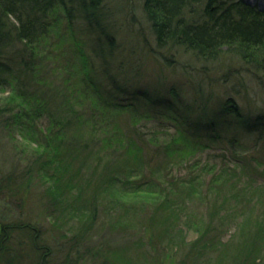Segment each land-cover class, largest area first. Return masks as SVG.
Returning <instances> with one entry per match:
<instances>
[{
    "label": "rangeland",
    "instance_id": "obj_1",
    "mask_svg": "<svg viewBox=\"0 0 264 264\" xmlns=\"http://www.w3.org/2000/svg\"><path fill=\"white\" fill-rule=\"evenodd\" d=\"M245 1L264 9V0ZM104 8L103 25L107 31L115 34L125 46L137 45V69L132 74V82H128V91L122 97L131 98L137 94L140 112L157 106L147 104L142 96L168 97L173 87L179 104L175 102V109L184 111L190 118L203 108L209 112L221 108L225 100H230V104L237 105L242 113H248L253 118L264 116V87L260 84L264 82L263 73L259 74L260 79L258 73L247 70L231 54L224 53L214 61H204L182 46L158 48L141 0H104ZM66 45L61 43V48ZM126 62L125 68L130 73L132 64L128 60ZM119 77L122 78V75ZM51 80L55 87L58 79ZM197 82L202 83L203 92L208 93L212 89L215 94L201 110L198 105H192L195 92L199 90L195 88ZM8 93L9 89L0 90V264H10V259L12 264H106L109 259L117 264L247 262L243 261L244 254L247 247H255L253 241L257 221L264 230L262 128L244 131L242 126L232 122L231 114L220 117L216 128L220 137L213 140L204 136L203 147L197 148L189 163L172 164L153 156L150 161L151 169L155 168L153 171L142 163L135 170L137 175L149 177L147 186L140 187V191L131 184L106 186L104 192L97 194L98 205L94 213L90 211V202L94 187L105 179L102 177L99 180L106 169L104 165L112 168L114 164L130 163L110 161L109 154L101 151L97 155L101 164L97 163L95 167V158L82 153L86 156L84 162L90 166L86 165L81 176L82 183H78V188L85 190L83 199L71 203V207L67 204L58 213L46 207L45 181L48 178L38 169L36 159L39 157L34 154L37 145L24 139L19 131L12 130L9 121L11 111L5 102ZM186 105L189 108L183 107ZM158 108L163 109L164 105ZM154 124L141 118L137 122L146 131L155 128ZM163 125L166 126L163 130L165 134L176 130ZM125 129L121 126L123 132ZM231 137L236 138L233 143L229 140ZM146 151L152 156L151 151ZM193 161L198 162L194 167L190 166ZM122 166L120 170L124 169ZM30 170L32 174L37 172V176H30ZM192 176L197 179L193 180L194 187L191 189L181 183L173 185L178 180L186 182ZM171 189L176 194L172 203L175 205L173 214L170 216L169 212L163 211L155 214L160 200L156 197H163ZM216 207L222 209L217 210V216L213 215ZM166 215L168 223L164 219ZM246 216L250 220L246 229L243 228L246 235H241L240 228ZM88 218L91 222L85 226L83 220ZM17 222L28 224L33 231L29 227L26 230L13 228L12 225ZM204 228L209 230L203 237L200 231ZM72 237L75 240L73 244L69 242ZM39 243L45 244L43 250ZM46 246L53 250L59 246V250L64 252H44ZM158 249L162 252H156ZM67 251L70 253L65 255ZM257 251L255 263L264 264V237ZM236 252H242L238 260L237 255L241 253Z\"/></svg>",
    "mask_w": 264,
    "mask_h": 264
},
{
    "label": "trees",
    "instance_id": "obj_2",
    "mask_svg": "<svg viewBox=\"0 0 264 264\" xmlns=\"http://www.w3.org/2000/svg\"><path fill=\"white\" fill-rule=\"evenodd\" d=\"M141 7L158 48L182 46L204 61L231 54L262 79L259 74H264V9L245 0H141ZM104 9V0H0V90L9 89L5 102L11 111L12 130L37 145L34 154L39 157L36 159L38 169L48 178L45 181L46 207L58 213L67 204L71 207V203L83 199L85 190L78 188L87 165L82 153L95 158V167L100 163L97 155L101 151L109 154L110 161L130 163L114 164L112 168L104 165L106 169L99 180L105 179L94 187L90 202V211L94 213L98 192H104L108 186L131 184L137 191L147 186L149 177L139 176L135 170L142 163L153 171L155 168L150 167L153 156L172 164L189 163L197 148L203 147L201 142L205 137L213 140L220 137L216 131L220 117L231 114L232 122L242 126L244 131L257 127L264 131V116L253 118L242 113L230 100L210 112L204 109L215 94L212 89L203 92L201 82L196 84L199 90L195 92L192 105L203 109L194 118L175 109L178 100L173 87L169 91L171 98L142 96L147 104L157 106L140 112L136 93L131 98H123L137 69V45L125 46L115 34L107 31L103 25ZM61 43L67 45L61 48ZM126 60L132 64L130 73L125 68ZM51 78L58 79L55 87ZM260 84L264 87V82ZM163 105V109L158 108ZM183 107L189 108V105ZM140 118L155 123V128L142 129L137 125ZM115 122L118 123L114 125ZM163 124L176 130L165 134ZM121 126L126 128L124 132ZM192 138H196L195 141ZM229 140L233 143L236 138ZM146 150L151 151L152 156ZM197 163L193 161L190 166ZM32 173V170L28 172L30 176ZM36 173L32 175L37 176ZM194 179L197 177L192 176L186 182L178 180L173 185L182 184L191 189ZM69 194L71 196L67 197ZM164 194L156 197L160 200L155 214L163 211L171 216L176 194L173 189ZM217 210L222 209L214 208L213 215L217 216ZM168 215L164 217L166 223ZM247 217L242 222L241 235H246L243 228L250 220ZM90 218L83 220L85 226L90 224ZM12 227L26 230L29 225L17 222ZM255 227V247H247L243 260L247 262L243 264H256L254 256L261 248L264 230L258 221ZM205 228L200 231L203 237L209 230ZM29 230L33 231L30 227ZM74 241V237L69 238L70 243ZM43 246L45 244L39 245L42 250ZM46 247L48 251L44 252L51 254L52 251L64 252L59 246L55 250ZM237 253H241L237 255L238 260L242 252ZM9 262L12 264L11 259ZM106 264L117 263L109 259Z\"/></svg>",
    "mask_w": 264,
    "mask_h": 264
}]
</instances>
